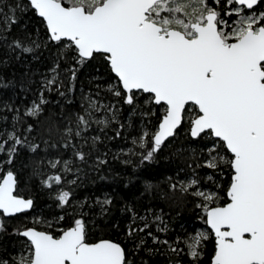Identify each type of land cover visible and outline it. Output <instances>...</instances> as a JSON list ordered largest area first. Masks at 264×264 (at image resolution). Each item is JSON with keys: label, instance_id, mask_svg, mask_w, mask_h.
<instances>
[{"label": "snow or ice", "instance_id": "6c2138e0", "mask_svg": "<svg viewBox=\"0 0 264 264\" xmlns=\"http://www.w3.org/2000/svg\"><path fill=\"white\" fill-rule=\"evenodd\" d=\"M35 21L43 28H30ZM0 49L17 60L54 52L30 104L0 103V237L9 222L30 221L13 223L24 239L0 264H137L141 251L166 255V264H203L209 240V264H264V0H0ZM81 69L99 81L81 88V109L49 113L52 93L71 103ZM133 115L141 119L131 146L112 159L139 169L177 145L182 163L145 181L142 195L191 198L210 230L173 239L162 208L141 215L126 203L117 221L110 194L91 204L75 198L85 165H109L99 147L105 130L116 122L122 136ZM25 150L32 175L62 208L52 220L33 214L35 198L21 192Z\"/></svg>", "mask_w": 264, "mask_h": 264}, {"label": "trees", "instance_id": "16d2710c", "mask_svg": "<svg viewBox=\"0 0 264 264\" xmlns=\"http://www.w3.org/2000/svg\"><path fill=\"white\" fill-rule=\"evenodd\" d=\"M29 26L30 28L37 26L43 28L42 25H39L38 21L30 23ZM53 57L54 52L49 53L47 49H43L41 50L39 58L33 59L31 55L25 54V57L17 60L14 56H9L5 54L3 49H0V103L3 101H15L16 104L21 106L30 104L34 92L41 83V75L47 74V69L51 66ZM92 75L94 73L91 69L80 70L77 91L74 95L69 94L71 103H68L63 97H60L58 93H52V103L48 106V112L59 113L63 111L65 114H72L79 111L82 107L80 96L81 88L85 90L86 94L87 89L92 88L94 90L95 84L99 83V81L91 79ZM4 81L8 82L7 86L3 85ZM65 82L67 83L66 78ZM22 84L31 89V91L26 92L25 87H21ZM56 101H59V103H56ZM129 115V108L125 105L120 114V118L125 124H127V117ZM140 119L141 117L133 115L134 127L123 130L124 134L122 136H116L115 130L118 128L116 122H113L112 126L105 130L104 142L99 147L109 153V165H104L99 170H94L91 164L85 165L84 172L80 174L79 186H73L75 198L77 200H84L87 197L88 204H91L94 197L103 196L105 193L110 194L114 201L111 215L117 221L122 220L128 215L123 211L126 203L134 205L140 211L141 215H143L142 209L145 207L162 208L166 214L165 222L170 227L168 236L173 239L176 235L184 236L187 233L208 229V226L198 219L200 210L194 208L190 202L191 198L184 203L177 204L175 202H166L160 198L153 199L149 202L148 195H142L145 181H153L154 183L162 181L165 174H171L176 169L177 164L182 163L177 155L174 154V148L177 145L171 146L156 161L146 162L139 169H135L131 165H124L122 163V156L116 160L112 159V155L118 153L119 148L125 145L131 146V141L128 137L137 133ZM10 123L11 120H9ZM30 158L31 154L25 150L20 155L19 162H17L22 179L21 192L22 194L35 198L33 214H42L49 220H52L53 217L62 212V208L57 206L56 195L50 193V190L41 184L39 176L32 175ZM129 177H131V182L129 181ZM204 183L207 185L209 181L205 180ZM161 187L165 188L166 184L162 183ZM98 207V205L95 206L92 211H98ZM85 211H89L87 205L85 206ZM97 219L102 218L97 217ZM22 222L30 223V221L19 220L9 222L8 235L0 237V255H7L20 247L19 240L24 238H18L12 232V226L13 223L19 224ZM154 227L155 222L153 224ZM112 234L120 237L123 236V233L119 230H115L114 232L110 230L109 235ZM126 242L129 245L131 243L130 241ZM148 242L151 245V237H148ZM213 249L214 243L209 240L207 254L203 258V264H209V258L213 254ZM141 257L148 261V264H166V261H168V257L164 254L157 253L152 255L141 251L136 256L137 264H139ZM183 259L186 262L188 257L184 256Z\"/></svg>", "mask_w": 264, "mask_h": 264}, {"label": "water", "instance_id": "95a60500", "mask_svg": "<svg viewBox=\"0 0 264 264\" xmlns=\"http://www.w3.org/2000/svg\"><path fill=\"white\" fill-rule=\"evenodd\" d=\"M208 226V225H207ZM209 230H210V226H208Z\"/></svg>", "mask_w": 264, "mask_h": 264}, {"label": "rangeland", "instance_id": "374dc122", "mask_svg": "<svg viewBox=\"0 0 264 264\" xmlns=\"http://www.w3.org/2000/svg\"><path fill=\"white\" fill-rule=\"evenodd\" d=\"M209 229V228H208Z\"/></svg>", "mask_w": 264, "mask_h": 264}]
</instances>
